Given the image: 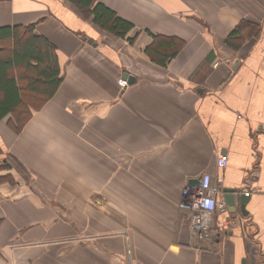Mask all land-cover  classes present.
I'll use <instances>...</instances> for the list:
<instances>
[{
	"label": "crops",
	"instance_id": "crops-1",
	"mask_svg": "<svg viewBox=\"0 0 264 264\" xmlns=\"http://www.w3.org/2000/svg\"><path fill=\"white\" fill-rule=\"evenodd\" d=\"M99 1L133 44L65 0H0V27L33 25L62 76L19 131L0 120V264H264V0ZM242 21L258 35L228 46ZM151 34L183 42L166 67ZM205 173L248 201L198 245L178 204Z\"/></svg>",
	"mask_w": 264,
	"mask_h": 264
},
{
	"label": "trees",
	"instance_id": "trees-1",
	"mask_svg": "<svg viewBox=\"0 0 264 264\" xmlns=\"http://www.w3.org/2000/svg\"><path fill=\"white\" fill-rule=\"evenodd\" d=\"M74 5L79 13L90 18L92 24L117 39L133 44L138 33L130 38L128 34L134 25L118 16L99 0H65ZM258 35V28L242 21L227 36L226 44L238 47L245 37ZM151 43L143 52L153 63L166 67L183 46L175 37L151 34ZM62 82L55 48L42 36L34 34V26L0 27V120L11 115L8 125L19 131L31 117L32 110H38L53 97ZM25 93L35 94V104L25 101ZM9 169L6 161L0 170ZM9 176L0 177V182Z\"/></svg>",
	"mask_w": 264,
	"mask_h": 264
},
{
	"label": "built area",
	"instance_id": "built-area-1",
	"mask_svg": "<svg viewBox=\"0 0 264 264\" xmlns=\"http://www.w3.org/2000/svg\"><path fill=\"white\" fill-rule=\"evenodd\" d=\"M217 65L218 63L214 66ZM117 82L122 89L127 86L126 81L122 78ZM226 161V157H219L217 159L218 167L223 168ZM221 193L220 187L211 182V177L207 173L201 175L197 186L188 185L181 191L178 206L187 212L189 232L198 245H208L217 239L216 220L219 216L227 215L220 220L223 227L231 229L236 226V221L228 215L227 206L221 198ZM206 200L211 201L210 208L204 206Z\"/></svg>",
	"mask_w": 264,
	"mask_h": 264
},
{
	"label": "water",
	"instance_id": "water-1",
	"mask_svg": "<svg viewBox=\"0 0 264 264\" xmlns=\"http://www.w3.org/2000/svg\"><path fill=\"white\" fill-rule=\"evenodd\" d=\"M123 79L126 81L127 85L134 83L135 79L128 75L127 73L123 74ZM199 179H192L189 181V186L195 187L199 183ZM223 199L226 205L229 207L231 212L236 211V206L240 208L241 211L244 212L243 208L248 201V195L238 191L237 189H223Z\"/></svg>",
	"mask_w": 264,
	"mask_h": 264
},
{
	"label": "rangeland",
	"instance_id": "rangeland-1",
	"mask_svg": "<svg viewBox=\"0 0 264 264\" xmlns=\"http://www.w3.org/2000/svg\"><path fill=\"white\" fill-rule=\"evenodd\" d=\"M37 99H39V96L37 97L35 94L25 93L26 102H31L32 104H35L37 102Z\"/></svg>",
	"mask_w": 264,
	"mask_h": 264
},
{
	"label": "clouds",
	"instance_id": "clouds-1",
	"mask_svg": "<svg viewBox=\"0 0 264 264\" xmlns=\"http://www.w3.org/2000/svg\"><path fill=\"white\" fill-rule=\"evenodd\" d=\"M204 206L210 208L211 207V201H209V200L204 201Z\"/></svg>",
	"mask_w": 264,
	"mask_h": 264
}]
</instances>
